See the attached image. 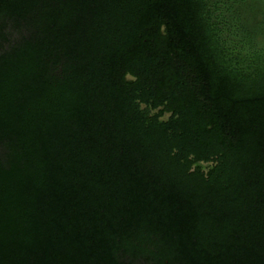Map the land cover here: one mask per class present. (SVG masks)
Returning <instances> with one entry per match:
<instances>
[{
    "label": "trees",
    "instance_id": "obj_1",
    "mask_svg": "<svg viewBox=\"0 0 264 264\" xmlns=\"http://www.w3.org/2000/svg\"><path fill=\"white\" fill-rule=\"evenodd\" d=\"M0 264H264V0H2Z\"/></svg>",
    "mask_w": 264,
    "mask_h": 264
},
{
    "label": "water",
    "instance_id": "obj_2",
    "mask_svg": "<svg viewBox=\"0 0 264 264\" xmlns=\"http://www.w3.org/2000/svg\"><path fill=\"white\" fill-rule=\"evenodd\" d=\"M2 0H0V2H1Z\"/></svg>",
    "mask_w": 264,
    "mask_h": 264
}]
</instances>
